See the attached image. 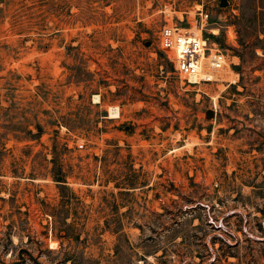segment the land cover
Listing matches in <instances>:
<instances>
[{
	"label": "rangeland",
	"instance_id": "rangeland-1",
	"mask_svg": "<svg viewBox=\"0 0 264 264\" xmlns=\"http://www.w3.org/2000/svg\"><path fill=\"white\" fill-rule=\"evenodd\" d=\"M220 1L0 0V264H264V0ZM165 3L219 80L178 76Z\"/></svg>",
	"mask_w": 264,
	"mask_h": 264
},
{
	"label": "built area",
	"instance_id": "built-area-1",
	"mask_svg": "<svg viewBox=\"0 0 264 264\" xmlns=\"http://www.w3.org/2000/svg\"><path fill=\"white\" fill-rule=\"evenodd\" d=\"M165 21L160 27V48L169 53V58L178 76L190 82L195 80L213 82L222 76V71L227 64V55L215 42H211L204 35L207 27L208 13L202 9L196 10L195 15L187 16L184 24L172 23L171 13L175 11L174 3H165L162 7ZM192 23L196 30L193 31ZM212 35L213 30L208 31Z\"/></svg>",
	"mask_w": 264,
	"mask_h": 264
},
{
	"label": "water",
	"instance_id": "water-1",
	"mask_svg": "<svg viewBox=\"0 0 264 264\" xmlns=\"http://www.w3.org/2000/svg\"><path fill=\"white\" fill-rule=\"evenodd\" d=\"M220 4H221V5H225V4H226V0H221V1H220ZM211 115H213V111H212V110H208V112H207V116L209 117V116H211Z\"/></svg>",
	"mask_w": 264,
	"mask_h": 264
},
{
	"label": "bare ground",
	"instance_id": "bare-ground-1",
	"mask_svg": "<svg viewBox=\"0 0 264 264\" xmlns=\"http://www.w3.org/2000/svg\"><path fill=\"white\" fill-rule=\"evenodd\" d=\"M213 30V33H216V30L215 29H212ZM190 83H196L195 80H190Z\"/></svg>",
	"mask_w": 264,
	"mask_h": 264
}]
</instances>
